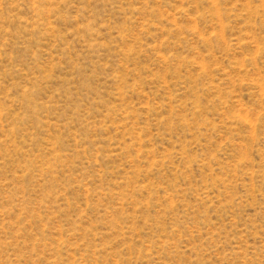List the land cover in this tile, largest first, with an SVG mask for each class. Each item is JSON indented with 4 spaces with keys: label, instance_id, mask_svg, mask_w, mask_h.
Here are the masks:
<instances>
[{
    "label": "rangeland",
    "instance_id": "rangeland-1",
    "mask_svg": "<svg viewBox=\"0 0 264 264\" xmlns=\"http://www.w3.org/2000/svg\"><path fill=\"white\" fill-rule=\"evenodd\" d=\"M0 264H264V0H0Z\"/></svg>",
    "mask_w": 264,
    "mask_h": 264
}]
</instances>
